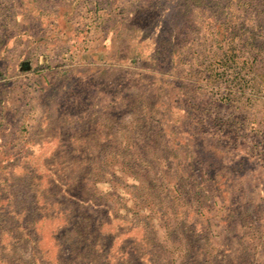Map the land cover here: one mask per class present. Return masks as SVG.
Segmentation results:
<instances>
[{"label":"rangeland","instance_id":"1","mask_svg":"<svg viewBox=\"0 0 264 264\" xmlns=\"http://www.w3.org/2000/svg\"><path fill=\"white\" fill-rule=\"evenodd\" d=\"M0 264H264V0H0Z\"/></svg>","mask_w":264,"mask_h":264},{"label":"trees","instance_id":"2","mask_svg":"<svg viewBox=\"0 0 264 264\" xmlns=\"http://www.w3.org/2000/svg\"><path fill=\"white\" fill-rule=\"evenodd\" d=\"M237 75H238V73H237Z\"/></svg>","mask_w":264,"mask_h":264}]
</instances>
